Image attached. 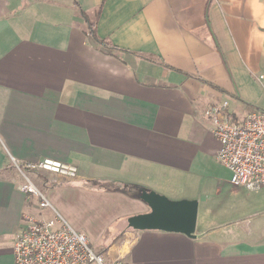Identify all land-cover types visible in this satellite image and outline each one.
<instances>
[{
	"label": "crops",
	"instance_id": "obj_1",
	"mask_svg": "<svg viewBox=\"0 0 264 264\" xmlns=\"http://www.w3.org/2000/svg\"><path fill=\"white\" fill-rule=\"evenodd\" d=\"M225 99L233 120L264 110V0H0V264L24 214L48 217L31 177L51 217L113 226L108 260L264 264V191L206 182ZM45 158L77 176L26 167ZM143 191L196 200L195 236L130 227Z\"/></svg>",
	"mask_w": 264,
	"mask_h": 264
},
{
	"label": "built area",
	"instance_id": "obj_2",
	"mask_svg": "<svg viewBox=\"0 0 264 264\" xmlns=\"http://www.w3.org/2000/svg\"><path fill=\"white\" fill-rule=\"evenodd\" d=\"M229 103L228 99L222 100L209 105L204 112L211 122L210 132L220 143L217 158L231 171L235 187L264 190V110L233 120L228 112ZM26 167L70 178L78 174L77 166L51 158ZM23 190L38 196L42 209L52 207L29 178ZM23 219L24 227L15 234L13 242L16 264H123L121 258L108 260L104 253L95 251L86 235L60 215L26 213Z\"/></svg>",
	"mask_w": 264,
	"mask_h": 264
},
{
	"label": "water",
	"instance_id": "obj_3",
	"mask_svg": "<svg viewBox=\"0 0 264 264\" xmlns=\"http://www.w3.org/2000/svg\"><path fill=\"white\" fill-rule=\"evenodd\" d=\"M141 197L151 210L128 218L130 227L182 232L195 236L198 210L196 200H172L154 191H143Z\"/></svg>",
	"mask_w": 264,
	"mask_h": 264
},
{
	"label": "rangeland",
	"instance_id": "obj_4",
	"mask_svg": "<svg viewBox=\"0 0 264 264\" xmlns=\"http://www.w3.org/2000/svg\"><path fill=\"white\" fill-rule=\"evenodd\" d=\"M220 167H222V169H220ZM230 176H231L230 171L225 167V165L216 156V163L213 166V168L210 170V172L207 174L206 182L209 184V188L211 190L213 191L220 190L221 195H222L223 193L225 194L228 193V191H230L231 189H240L239 187H235L230 182ZM31 180L33 181L37 189H39L44 194L45 190L43 189V187L36 180L32 179V177H31ZM245 190L252 191L248 189H245ZM47 210L48 212L45 211V213L44 212L43 213L46 214V216L51 217L52 214L50 213L49 210L54 211V209L52 207H49V209L47 208ZM83 223H86V222L83 221ZM99 229L100 227L97 228V227L92 226L91 234L90 233L87 234V232L83 233L86 235L89 242L92 241L91 246L93 247L94 250L103 247V244L110 238L111 233L114 231L113 226L108 228V230L104 232H101ZM93 233H94V236H92Z\"/></svg>",
	"mask_w": 264,
	"mask_h": 264
},
{
	"label": "trees",
	"instance_id": "obj_5",
	"mask_svg": "<svg viewBox=\"0 0 264 264\" xmlns=\"http://www.w3.org/2000/svg\"><path fill=\"white\" fill-rule=\"evenodd\" d=\"M95 25L96 24H93V23H91V34H92V36L96 39V40H98V41H101L100 40V38L97 36V34H96V29H95ZM111 47H113V46H111Z\"/></svg>",
	"mask_w": 264,
	"mask_h": 264
}]
</instances>
